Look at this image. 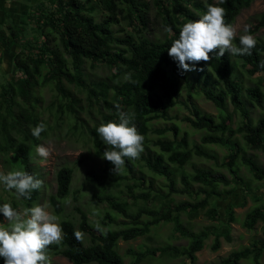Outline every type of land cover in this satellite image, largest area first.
I'll return each mask as SVG.
<instances>
[{"label": "trees", "instance_id": "1", "mask_svg": "<svg viewBox=\"0 0 264 264\" xmlns=\"http://www.w3.org/2000/svg\"><path fill=\"white\" fill-rule=\"evenodd\" d=\"M52 0L39 1L30 5L25 15L26 23L14 24L9 20L0 23V46L8 53L12 52L14 71L0 83V156L11 170H25L37 175L32 162V153L46 131L37 139L31 129L39 123L47 124L38 111L40 98L36 95L39 88L48 87L60 98V112L65 111L76 116L78 98L68 85L86 91L88 98L101 103L100 122L88 127L91 143L95 152L101 156L102 166L99 172L93 169L85 171V179L94 184L99 191L92 194L94 204L106 203L102 218L104 228L92 224L88 214L78 204L76 191H72L74 169L63 165L56 171V189L49 195L48 201L54 214L64 212V200L74 195L77 224L72 218L60 219L64 238L59 245H50L49 252L62 255L72 264H125L118 252L119 240H130L149 232L150 227L161 222H173L180 234L187 236L186 246L178 247L165 244L142 251L128 249L134 257L132 264L157 255L172 257L183 256L191 263L196 261V252L201 250L207 232H194L183 227L180 213L189 219L195 218L201 210L216 220L220 217L215 197L230 195L235 188L231 177L239 180L245 190L249 185L240 175L244 166L257 181L264 180V166H261L254 154L247 148L264 153V114L256 119L252 109L258 108L264 113V38L257 39L251 55H231L225 52L220 57L212 54L209 62H199L192 71L194 77L189 80L187 72H182L178 64L169 55L172 42L179 38L182 26L199 19L206 11V5L216 4L214 0ZM254 0H226L218 5L227 10V23L233 24L236 16ZM151 6L155 9L151 17ZM102 10L100 20L96 17V8ZM157 22L163 29L162 35L150 37L148 30ZM114 26L118 27V35ZM264 27V12L250 29L255 33ZM30 36H27L29 34ZM234 43L239 46V36ZM13 46H18L12 51ZM2 53L0 52V64ZM94 69L104 66L109 74L104 79L87 83L85 65ZM199 69H203L200 71ZM256 78L252 84L244 85L245 78ZM184 81V85L181 83ZM186 98L180 99L183 88ZM202 94L218 109L219 115L213 116L203 111L194 101ZM177 104H184L189 115L183 120L197 130H203L200 144L190 146L187 132H182L177 124L160 128H151V122L157 119H169V110ZM228 104L239 116V123L233 127V114L227 111ZM118 106V107H117ZM134 113V123L144 136L143 152L139 158H125V164L118 174L119 180L131 179L125 183L132 201L122 197V191H107L115 182L112 176L113 165L103 158L109 146L104 144L97 133L102 123L118 122V112ZM155 132L163 135L172 132L173 137H150ZM239 135V138L237 137ZM219 145L228 151L219 161L216 153L206 146ZM194 157L211 160L217 166H199L193 164ZM191 164L192 172L183 170ZM146 167L152 174L164 178L163 189L152 194L153 181L143 188L145 175L135 177L136 167ZM224 168L230 177L220 171ZM130 174V176H128ZM179 175V179L177 176ZM117 180V179H116ZM180 183V186L178 185ZM194 184H197L196 187ZM17 197L15 190H12ZM174 194H186L192 200H181L166 205H147L148 200L168 199ZM203 195L202 197L200 195ZM39 189L31 193V199L24 197L19 201L26 207L38 198ZM139 200L144 204L140 205ZM134 205V208L132 207ZM129 219L130 224L115 228L117 217ZM143 216L146 218L143 219ZM228 220H233L229 211ZM261 221L264 236V204L248 211L242 222L252 229ZM81 231L89 235V242L77 241L74 232ZM212 250L220 247L219 233H214ZM227 239L228 233L224 234ZM264 249V240H255L250 245L231 251L217 264H241L242 259L251 258L254 264H260L259 258ZM0 264L4 258L0 257Z\"/></svg>", "mask_w": 264, "mask_h": 264}, {"label": "rangeland", "instance_id": "2", "mask_svg": "<svg viewBox=\"0 0 264 264\" xmlns=\"http://www.w3.org/2000/svg\"><path fill=\"white\" fill-rule=\"evenodd\" d=\"M39 1H52V0H1L0 3V23L5 20H9L14 24L26 23L25 15L29 10L30 5ZM152 4L151 0H147ZM205 1V0H198ZM216 1V0H214ZM96 17L100 20L103 16L102 10L96 8ZM264 12V0H254L247 8H244L236 16L233 23L237 28V36L245 34L244 27L250 25V29L257 22L260 15ZM155 9L151 6V17H154ZM118 27L114 26L115 32L120 35ZM163 29L159 23L155 22L153 26L148 30V35L150 37L162 35ZM253 36L264 38V27L257 30L255 33L249 32ZM27 36H30L27 34ZM18 46H13L12 51H16ZM1 52V51H0ZM3 53V52H1ZM2 55V62L0 64V83L8 78V74L14 71V65L12 60V52H4ZM191 66V65H190ZM85 73L87 78V83L98 79H104L109 74V71L104 66H98L94 69L90 68L87 64L85 65ZM189 75V80H192L194 73L192 71L187 72ZM256 78H245L244 85L252 84ZM184 85V81L181 82ZM71 91L78 98V105L76 107V116L69 114L68 112L61 113V108L58 105V99L60 96L50 90L48 87L39 88L36 91V95L40 98V106L38 108L41 118L46 120L47 128L46 134L41 139L40 143L37 145H44L49 148L51 155L45 160L41 158L35 151L37 146H35L34 152L32 153V162L35 172L38 178L43 181L42 187L39 189L38 198L32 203V206L36 204L48 203V198L50 194H53L56 189L55 174L58 168L63 165L72 166L74 169L73 179H72V191H76L78 196V204L85 210L88 214L89 220L92 224L99 225L104 228V224L101 222L104 216V212L108 210L106 208V203L94 204L91 200V196L94 192L99 191V189L92 183L88 182L85 177V171L88 169H93L96 172L100 171L102 166L101 156L95 152V149L90 140V134L88 133V127H92L96 123L100 122V110L101 103L97 102L93 97L88 98L86 91L81 88H76L73 85H68ZM264 89V87H263ZM186 88L182 90V96L180 99L186 98ZM195 103L205 112L212 114L213 116H218V109L214 104L206 100L202 94H197L194 99ZM227 111L233 114L232 126L235 127L239 123V116L233 112V107L228 104ZM262 111L258 108L252 109V116L256 119L258 116L262 115ZM189 115V110L184 104H177L169 110V119H157L151 122V128H160L164 126H169L172 123L177 124L182 132H187L190 146L193 144H200V137L204 133L203 130H197L190 126L189 123L183 120V117ZM167 138H172V132H166L163 134ZM159 135L155 132L150 133L152 139H156ZM239 138V135H237ZM241 141V139L239 138ZM242 143V141H241ZM207 149L212 150L216 153L219 161L227 153V149L219 145L206 146ZM248 153L254 154L257 162L264 166V153L260 150H253L247 148ZM3 157L0 156V171L7 174L10 171V166L4 163ZM193 164L199 166H211L215 169L217 166L213 161L205 160L203 158L194 157L192 159ZM222 173L230 177L226 169L220 168ZM186 172H192L191 164H186L183 168ZM118 173H112L114 181L120 183L118 185L114 183L107 187V191L117 192L122 191V197L132 201L129 196L127 187L125 183L131 184L133 181L131 179L119 180L117 178ZM140 175H145V184L143 188L146 189L149 182L153 181L152 194L155 193L156 189H167L164 187V178L152 174L146 167H136L135 177ZM240 175L244 178V181L250 187V190H245L242 183L239 182L234 177H231V185L234 186L235 190L232 194L226 195L224 192L223 197H215L214 202L216 204L217 211L220 215L216 220L210 219L205 210H201L200 213L192 219H189L185 213H180V221L184 228L194 232H200L202 230L207 232V236L204 239L203 248L197 251L196 261L191 263L188 259L183 256L172 257L169 255H155L152 257H147L142 259L138 264H217L219 260L226 257L231 251L236 249H241L245 246L250 245L255 240H264L262 234V222L257 221L252 229H247L242 225L245 215L248 211H251L256 206H261L264 204V180L257 181L248 172L246 167H242L240 170ZM130 176V174H128ZM179 179V175L177 176ZM117 179V180H116ZM180 186V183L178 184ZM195 187L197 184H194ZM203 196L202 194L200 195ZM181 200H192L193 198L186 194H174L168 199L156 198L153 202L148 200L147 205L152 207L153 205H166L168 203H177ZM10 203L13 208L18 210H23L26 207L17 199L13 191L6 190L3 184H0V204ZM140 205L144 204L143 200H139ZM74 195L71 194L64 200V212L58 217L64 218L69 217L74 220L77 224L78 214L75 212L73 206L75 205ZM50 205V204H49ZM31 206V207H32ZM134 208V205L132 206ZM30 208V207H29ZM232 211L233 220H228L229 211ZM49 211L54 214V211L50 205ZM146 217L143 216V219ZM116 223L113 227L119 228L124 226V224H130L129 219L125 217L118 216ZM0 222L7 223L4 221L3 214L0 213ZM219 233L220 247L217 250L211 249V244L213 243L214 236ZM84 233V232H83ZM228 233L229 239L226 238L224 234ZM84 242H89V235L84 233ZM189 241L187 236L180 234L174 227L173 222H161L157 225L150 227L147 234L138 236L130 240H119L118 241V252L123 256L125 264H132L134 257L127 253L128 249H133L135 251H142L146 248H153L165 244H170L174 246H186ZM52 259V264H72V262L62 255H56L49 252ZM259 263L264 264V249L262 250L261 256L259 258ZM241 264H254L251 258L242 259Z\"/></svg>", "mask_w": 264, "mask_h": 264}, {"label": "clouds", "instance_id": "3", "mask_svg": "<svg viewBox=\"0 0 264 264\" xmlns=\"http://www.w3.org/2000/svg\"><path fill=\"white\" fill-rule=\"evenodd\" d=\"M225 2L216 0V4L206 5L207 11L199 19L185 23L179 38L172 42L168 55L177 62L182 72L197 70L194 65L209 62L213 53L220 57L225 52L240 56L252 54L257 39L249 34L251 26L244 27L245 34L239 36L237 46L234 43L237 28L226 22L227 10L218 6ZM118 117V122L109 121L97 128L99 137L109 146L103 158L112 163L115 174L125 164V158H139L144 150L145 139L133 122L134 113L119 111ZM46 128V124L41 122L31 129L32 135L39 139ZM35 151L45 160L51 155L49 148L44 145L37 146ZM0 184L6 190H15L17 199H31V193L40 189L43 181L20 169L11 170L7 174L0 171ZM49 208L48 203H43L21 211L13 208L10 203L0 204V213L7 222H0V257L4 258V264H52L49 246L61 244L64 231L60 217L50 212ZM74 236L82 242L84 233L77 230Z\"/></svg>", "mask_w": 264, "mask_h": 264}, {"label": "crops", "instance_id": "4", "mask_svg": "<svg viewBox=\"0 0 264 264\" xmlns=\"http://www.w3.org/2000/svg\"><path fill=\"white\" fill-rule=\"evenodd\" d=\"M0 3H1V0H0ZM0 51L3 52L2 55L4 56L5 55V50L0 46Z\"/></svg>", "mask_w": 264, "mask_h": 264}]
</instances>
